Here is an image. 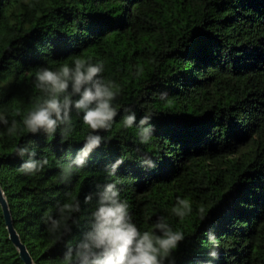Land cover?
<instances>
[{
	"label": "trees",
	"instance_id": "trees-1",
	"mask_svg": "<svg viewBox=\"0 0 264 264\" xmlns=\"http://www.w3.org/2000/svg\"><path fill=\"white\" fill-rule=\"evenodd\" d=\"M76 59L103 64L118 114L86 165L62 182L91 134L83 113L73 109L70 126L52 135L28 132L23 120L45 96L36 74ZM127 110L136 116L130 128ZM0 116L8 120L0 123V187L35 264H65L108 183L141 231L163 218L184 234L175 264H264V0H0ZM144 116L154 129L147 143ZM19 147L48 164L19 172L28 158ZM177 198L192 207L183 220L172 212ZM76 201L70 232H50L48 217ZM0 264H24L1 207Z\"/></svg>",
	"mask_w": 264,
	"mask_h": 264
},
{
	"label": "clouds",
	"instance_id": "clouds-1",
	"mask_svg": "<svg viewBox=\"0 0 264 264\" xmlns=\"http://www.w3.org/2000/svg\"><path fill=\"white\" fill-rule=\"evenodd\" d=\"M102 63L93 64L86 59H76L73 66L65 63L58 70L42 68L36 74V87L45 94L34 110L23 120L28 132L48 135L56 133L64 126L71 124V113L75 109L83 113V123L91 130L83 147L75 159L63 169L62 182H67L73 175L74 168H83L89 155L103 143L104 138L98 133L111 129L117 116L113 102L118 96L117 86L106 81L101 73ZM162 93L161 97H166ZM124 117V127L133 126L136 116L131 110ZM150 117L144 116L139 121L140 142L147 143L153 128L149 124ZM0 123L7 125L8 120L0 116ZM145 125H148L147 127ZM9 133L16 131L13 121ZM17 155L27 159L21 164L19 172L34 175L48 164L46 158L37 160L35 151L28 147H19ZM122 161L113 165V171ZM92 201V195L85 197V203ZM80 211L79 201L58 206V218L48 217L49 231L52 233L70 232L67 220L71 214ZM192 211L188 199L177 198L172 212L183 220ZM203 219L204 208L198 209ZM67 214V215H66ZM153 231H141L133 222L128 205L120 199V192L114 183L103 186L97 193L96 208L91 213L90 228L84 233L83 239L75 246L68 247L64 253L65 264H175L172 253L177 249L184 234L173 229L160 218L152 225ZM209 241L215 243V236L209 234ZM210 255L217 257L213 250Z\"/></svg>",
	"mask_w": 264,
	"mask_h": 264
},
{
	"label": "water",
	"instance_id": "water-1",
	"mask_svg": "<svg viewBox=\"0 0 264 264\" xmlns=\"http://www.w3.org/2000/svg\"><path fill=\"white\" fill-rule=\"evenodd\" d=\"M0 207L5 221V226L8 232V238L15 247V249L17 250L20 259L23 261L24 264H35L32 258L30 257L25 245L20 241V238L13 227L10 209L1 187H0Z\"/></svg>",
	"mask_w": 264,
	"mask_h": 264
}]
</instances>
